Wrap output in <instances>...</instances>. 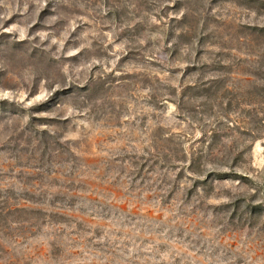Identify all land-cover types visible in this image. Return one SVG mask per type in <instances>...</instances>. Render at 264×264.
I'll return each instance as SVG.
<instances>
[{
  "label": "rangeland",
  "instance_id": "rangeland-1",
  "mask_svg": "<svg viewBox=\"0 0 264 264\" xmlns=\"http://www.w3.org/2000/svg\"><path fill=\"white\" fill-rule=\"evenodd\" d=\"M0 264H264V0H0Z\"/></svg>",
  "mask_w": 264,
  "mask_h": 264
},
{
  "label": "trees",
  "instance_id": "trees-1",
  "mask_svg": "<svg viewBox=\"0 0 264 264\" xmlns=\"http://www.w3.org/2000/svg\"><path fill=\"white\" fill-rule=\"evenodd\" d=\"M218 178H223V176L221 174H217ZM254 209H256V207H253Z\"/></svg>",
  "mask_w": 264,
  "mask_h": 264
}]
</instances>
